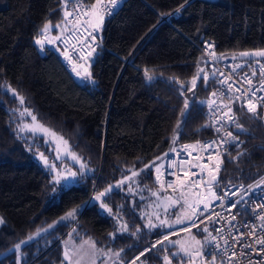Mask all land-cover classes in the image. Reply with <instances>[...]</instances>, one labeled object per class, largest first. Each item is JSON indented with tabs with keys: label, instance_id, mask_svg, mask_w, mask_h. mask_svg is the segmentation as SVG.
Returning <instances> with one entry per match:
<instances>
[{
	"label": "trees",
	"instance_id": "16d2710c",
	"mask_svg": "<svg viewBox=\"0 0 264 264\" xmlns=\"http://www.w3.org/2000/svg\"><path fill=\"white\" fill-rule=\"evenodd\" d=\"M85 2L95 27L91 19L97 0ZM176 9L178 17L172 15ZM65 12L63 0H0V85L24 97L21 104L0 87V264H17L15 244L78 205L83 207L75 221L60 220L21 245V264H65L62 241L68 235L91 238L99 248L117 251L123 261L137 255L149 264H166L165 255L170 264L197 261L161 239L180 214L184 195L158 186L152 165L181 144L211 135L202 126L204 109L197 102L214 87L200 38L213 41L216 52L228 58L245 59L240 52L264 50V0H123L95 27L101 32L92 55L71 69L54 45L40 50L36 44L45 24H63L60 35L68 29ZM87 58L91 81L74 75ZM145 69L152 80L145 79ZM185 99L190 108L182 114ZM22 109L63 137L86 165L83 173L74 167L78 175L70 185H54L58 170L50 167L56 161L51 145L22 127ZM233 112L245 129L239 134L241 154L235 162L223 157L218 172L208 169V189L220 181L247 183L264 173V111L253 115L234 105ZM212 174L217 179L209 184ZM121 181L102 198L110 215L94 197ZM164 196L179 198V205L161 210ZM149 221L157 227H145ZM122 224L127 231H120ZM203 228L204 223L190 227L205 239V259L209 243Z\"/></svg>",
	"mask_w": 264,
	"mask_h": 264
},
{
	"label": "built area",
	"instance_id": "2783aa9c",
	"mask_svg": "<svg viewBox=\"0 0 264 264\" xmlns=\"http://www.w3.org/2000/svg\"><path fill=\"white\" fill-rule=\"evenodd\" d=\"M63 1L69 13V16L65 17L68 29L55 39L54 47L62 63L67 69H71L98 47L101 31L91 26V6L85 0ZM122 2L123 0H118V3L112 6L110 0H101L97 5V11L104 15L101 9L107 6L110 14L104 15V18L111 17ZM179 14V9L172 12L174 17H178ZM199 51L214 83L212 91L206 97L197 99L204 109L202 126L208 128L211 135L183 143L161 158L156 164L161 165L160 170H156V165L153 168L154 180L163 188L171 185L179 189L189 187L193 191L196 209L193 222L204 223L208 229L209 247L205 257L208 264L212 261L213 255L216 257L215 264H222V261L223 264H264L262 251L264 245L255 243L256 240L264 239V219H261L264 217V207H258L264 206V185L255 186L264 178V173L247 183L223 184L220 181L218 186L212 189H208L206 184L208 168H217L225 156L235 162L241 154L240 131L235 124L227 123L222 116L214 126L211 124V121L221 115L218 109L227 112V108L222 106L230 105L233 111V106L238 105L248 112L247 100L236 99L242 92H246L247 98L257 103L256 111L258 109L264 111V57L253 56L245 59L224 57V54L216 52V44L211 40H202ZM253 92L255 96L252 95ZM235 117L239 123L236 115ZM228 131H231L237 140L221 145V137ZM205 144H209L210 147L205 148ZM233 192L236 193L235 196L231 195ZM213 193L215 197L222 199L214 198ZM232 204H237V207L233 208ZM217 229L220 230L219 233ZM250 232H254V235H249ZM211 236H216L217 239L213 241ZM216 244L220 246L218 249ZM248 245L251 247H244ZM233 252L236 253L235 256H232ZM133 261L135 264H149L147 259L143 258L119 260L113 264H132Z\"/></svg>",
	"mask_w": 264,
	"mask_h": 264
},
{
	"label": "rangeland",
	"instance_id": "374dc122",
	"mask_svg": "<svg viewBox=\"0 0 264 264\" xmlns=\"http://www.w3.org/2000/svg\"><path fill=\"white\" fill-rule=\"evenodd\" d=\"M96 9H93L92 14V21L94 24L100 25L97 15H96ZM49 29L47 32L41 31L40 36L36 40H42L44 41V45L50 44L54 45L55 39H57L64 30L63 24L58 25H52L48 24ZM55 29L56 33H54L52 30ZM66 29V28H65ZM43 30V29H42ZM53 40L52 43H48L47 40ZM37 44V43H36ZM40 50L43 49L41 45L37 44ZM250 56V54L246 55ZM261 56V55H260ZM89 66H90V59L87 58L83 62H81L78 67L74 70V75L77 79H80L81 77H84L85 79L91 81L92 78L90 76L89 72ZM77 72L80 73V75H77ZM20 115L22 117H26V120L22 122V127L24 129H27L34 134H38L42 136L46 142H48L51 145V150L54 154L56 170L61 172H71L75 171L74 167H80V160H73L71 158V150L69 149V145L64 143V138L60 135L56 134L55 132L48 129L46 126L41 124L39 121H33L32 117L33 115L27 111L25 112V109H22L20 112ZM43 126V127H41ZM47 129L48 131H45ZM54 133V135H53ZM241 133V132H240ZM240 149V148H239ZM173 151V150H172ZM59 156V158H57ZM164 157V156H163ZM162 157V158H163ZM161 160V159H160ZM158 160L156 163L152 165V171L154 166L160 161ZM58 164V165H56ZM69 164V165H68ZM53 165V163H51ZM74 165V166H73ZM161 165H156V170H160ZM209 169V168H208ZM212 170H216V168H213ZM209 172V171H208ZM73 178H70V181L67 183H64L65 186H68L72 183ZM163 188V187H161ZM177 188L173 186H168L167 188H163L166 190H170L171 192H178L180 193L182 191V194L184 195L182 197V203L183 206L181 207V212L178 215V217L174 220H172L169 224L171 229L168 231V233L164 234L161 239H164L165 236L168 237L166 240L169 243H172L175 246L176 253L182 254V256L191 257L192 260H198L202 258L203 252H202V242L205 241L204 237L198 236L190 227H192L193 220H194V214L192 212V209L195 207V196L191 188ZM179 198H167V197H160L159 203L160 206H162L161 210H171L175 206L179 205ZM191 216L192 219L189 220L187 217ZM62 217V216H61ZM60 221V217L56 218L43 228L39 229L42 231H37L36 235H32V237L37 236L39 233L51 228L50 225L53 226L57 222ZM179 221V222H177ZM201 223V222H199ZM198 223V224H199ZM196 224V222H195ZM197 225V224H196ZM185 229H188V231H185ZM204 229V228H203ZM206 238L207 232H205ZM193 237L195 239H193ZM61 239V238H60ZM59 239V240H60ZM200 241V244H196L195 241ZM28 241V240H27ZM208 241V239H207ZM63 254H64V260L65 264H113L116 261L122 260L119 256H116L117 251L111 250V249H102L96 246V244L93 242L91 238H83L80 240H76L72 235L66 236L63 241ZM68 254V259H65V253ZM200 253V255H197V253ZM137 256H134L133 258L129 260H137ZM139 259H142L139 257ZM144 259V258H143Z\"/></svg>",
	"mask_w": 264,
	"mask_h": 264
},
{
	"label": "snow or ice",
	"instance_id": "6c2138e0",
	"mask_svg": "<svg viewBox=\"0 0 264 264\" xmlns=\"http://www.w3.org/2000/svg\"><path fill=\"white\" fill-rule=\"evenodd\" d=\"M100 2H101V0H97V4L96 5H93L92 8L94 10L97 9V5H99ZM186 2H187V0H186ZM117 3H118V0H110V4L112 6H115ZM101 10L104 12V15L110 14V9H108L107 6H104V8L101 9ZM96 15H97V18H98L99 22L102 23L103 22V19H104V15L99 14V12H96ZM68 16H69V13L68 12H65V17L67 18ZM57 27H59V25ZM95 27H99V25L97 24V25H95ZM48 29H49V25L48 24H45L42 31L47 32ZM47 42L48 43H52L53 40H50L49 39V40H47ZM36 43L39 44V45H41V47H43L44 41L38 39V40H36ZM88 55L91 56L92 53H89ZM242 55H248V53H243ZM256 55L264 56V51L258 52V53H256ZM200 72H203V70L201 69ZM77 75H80V73L77 72ZM144 75H145V79L146 80H152L154 78V76L152 75V73H151V71L149 69H145ZM198 75H199V73H198ZM203 78L205 79V81H207L208 78H209L208 77V74L205 73ZM177 83H181V85L183 86V82L177 81ZM195 83H196V78L194 77L193 78V81H192L193 87H195ZM248 83L250 85L251 84V81L249 80ZM0 87L6 88V91L12 92L15 96H17V98L20 100L21 104L24 103V97L19 96L18 93H16V90L15 89H12L10 86H4V85H0ZM229 87H231V85H229ZM188 91L191 92L192 89L189 88ZM237 91H239V90H237ZM181 95H183V93H181ZM213 95H215V93H213ZM252 95L255 96V93L253 92ZM236 99L237 100H242V101L243 100H247V103H246L247 111L249 113H252L253 115L256 114L257 103H254L251 99H248L246 92H242L240 96H237L236 97ZM229 100L231 101V97H229ZM211 103L212 102L210 101V104ZM223 107H226L227 108V112L222 111V109H218V111H220L221 115L220 116H217L215 120L211 121V124L214 126L216 124V122L221 119V116H222V117H224V119H225V121L227 123H229V124H235L236 128L240 132H244L245 129H243V127L239 123H237L235 114L233 113L231 106L230 105H223L222 108ZM189 108H190L189 101L187 99H185L184 108L182 109V114L186 113ZM27 111L28 110L25 109V112H27ZM32 119H33V121H36L37 120V118L35 116H33ZM205 126H208V125H205ZM41 127H43V126H41ZM178 128H179V123L177 124V129ZM45 131H48V130L45 129ZM219 131H220V129L218 128L217 129V132H219ZM53 135H54V133H53ZM174 139H175V137H174ZM236 140H237V137L235 135H233V133L231 131H228L225 134L224 137H221V145H224V144H226L228 142L236 141ZM64 143L67 144V141H64ZM237 146H239V145L237 144ZM204 147L205 148H208V147H210V145L209 144H205ZM238 155H239V153H238ZM57 158H59V156ZM71 158L73 160L79 161V158L74 153L71 154ZM41 159L43 160L45 166H49V162H48L47 158L43 156V154H41ZM50 167L53 170H55V168H56V166L54 164L51 165ZM145 167L147 168L148 166L146 165ZM85 169H86V165L84 163H80L79 172L80 173H83L85 171ZM88 171H91V169H88ZM216 171L217 172L219 171V164L217 165ZM77 175H78V172H76V171H71V172H67V173L61 172V171H57L56 172V175L54 177V185H61L62 182L67 183V182L70 181V178H75ZM133 175L135 176L136 173L133 172ZM125 179H127V177H125ZM216 179H217V176L215 174H212L208 183L211 184L212 182L216 181ZM120 183H122V181L121 182H118L117 185H109L108 188H106L104 191L98 193L94 197V201H101V203H100L101 209H104L110 215L112 214V210L106 204L103 203V199L102 198H107L110 195V193L112 192L113 188L114 187H119V184ZM259 185H264V178H262L259 181V183L257 185H255V186L258 187ZM252 187H254V186H249V188H252ZM56 191H57V188L54 186L53 187V192H56ZM225 195H228V194L225 193ZM231 195L235 196L236 193L233 192V193H231ZM213 197L216 198V199H222V197H219V198L215 197V194L214 193H213ZM207 206L208 205H205V207H207ZM82 207H83L82 205H78V206L72 208L64 216L60 217V220L61 221H75L76 216H77L78 213H80ZM232 207L233 208L237 207V204H232ZM258 207H264V206L258 205ZM192 212H193V214H195L196 209H192ZM187 218L189 220L192 219L191 216H189ZM117 219H119V218L117 217ZM233 219H235V217H233ZM261 219H264V217H261ZM2 222L3 221L0 220V223H2ZM177 222H179V221H177ZM160 226L161 227L165 226V222L164 221H161L160 222ZM49 227H52V226L50 225ZM145 227H148L149 229H151V228L157 227V225H155L151 221H149L148 224L145 225ZM192 227H196L195 222H193ZM127 229H128V226L126 224H122L121 225V228H120V231H127ZM39 231H42V230H38V232ZM137 231H139V229H137ZM185 231H188V229H185ZM204 231L205 232L208 231L207 227L204 228ZM216 231H217V233H219L220 230L217 229ZM135 234L136 233H133V235H135ZM32 235L34 236V235H36V233H34ZM249 235H254V232H250ZM30 239H32V236H29L26 240H22L19 243H17V244L14 245V248L16 249V252L18 254L17 255V264H21V256H20L21 245L27 243V240H30ZM167 239H168V237L165 236L164 237V240H167ZM193 239H195V238L193 237ZM211 239L213 241H215L217 239V237L216 236H211ZM220 239H223V237H220ZM157 243H160V241H158ZM195 243L196 244H200L201 242L197 240V241H195ZM225 243L227 244L228 242L225 241ZM255 243L264 245V239L256 240ZM153 247H155V245H153ZM219 247H220L219 244H216V248L218 249ZM244 247H251V246L248 245V246H244ZM121 251H123V250H121ZM145 251H149V250L148 249H145ZM262 251H264V249H262ZM140 255L143 256L144 253L142 252ZM197 255H200V253L198 252ZM235 255H236V253L233 252L232 253V256H235ZM116 256H119V253H116ZM65 259H68L67 252L65 253ZM136 259L139 260V257H137ZM215 259H216V257H215V255H213L212 261L209 262V264H215ZM164 260H165L166 264H170L169 257L167 255H165ZM229 261H231V257L229 258ZM132 264H135V261H133ZM222 264H223V261H222Z\"/></svg>",
	"mask_w": 264,
	"mask_h": 264
},
{
	"label": "crops",
	"instance_id": "0c3cea01",
	"mask_svg": "<svg viewBox=\"0 0 264 264\" xmlns=\"http://www.w3.org/2000/svg\"><path fill=\"white\" fill-rule=\"evenodd\" d=\"M91 20H92V19H91ZM92 23H93V21H92ZM261 51H264V50H254V51L240 52L239 54H240L241 56H243V55H242L243 53H248V54H250V56H246V55H244V56H246V57L248 58V57H253V56H260V55H256V53L261 52Z\"/></svg>",
	"mask_w": 264,
	"mask_h": 264
},
{
	"label": "water",
	"instance_id": "95a60500",
	"mask_svg": "<svg viewBox=\"0 0 264 264\" xmlns=\"http://www.w3.org/2000/svg\"><path fill=\"white\" fill-rule=\"evenodd\" d=\"M200 39L203 40V38H200ZM187 264H208V263L206 262L205 259L202 258V259H199L197 261H189V262H187Z\"/></svg>",
	"mask_w": 264,
	"mask_h": 264
}]
</instances>
